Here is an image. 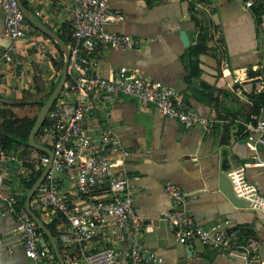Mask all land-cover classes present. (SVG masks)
<instances>
[{
  "label": "crops",
  "instance_id": "obj_1",
  "mask_svg": "<svg viewBox=\"0 0 264 264\" xmlns=\"http://www.w3.org/2000/svg\"><path fill=\"white\" fill-rule=\"evenodd\" d=\"M246 1L253 5L246 8ZM20 2L56 35L68 34L70 0ZM109 5L121 20L106 29L137 38L142 47L137 52L99 48L92 61L93 73L107 78L122 68L137 70L146 79L175 88L189 107L212 121L208 128L185 129L162 117L153 105L141 106L123 95L108 107L98 106L95 115L85 121L89 135L108 130L117 139L113 174L128 177L134 210L144 220V264H242L249 254L264 261V215L235 207L219 189L221 169L238 166L264 197V146L252 149L245 136L257 118L264 121L263 113L255 114L251 99L264 90V80L248 76L240 84L233 83L239 73L257 71L264 59V21L255 15L258 7H264V0H110ZM181 32L188 36V47L180 39ZM202 32L208 40L206 51L198 56L194 49ZM11 45L0 12V58ZM14 47L13 64L0 70V101L17 116L28 115L37 107L30 104L48 95L57 84L61 56L51 39L30 25L25 39ZM65 93L62 89L58 98ZM24 99L30 104L18 106ZM18 108L21 111L16 113ZM225 134L230 154L221 160L218 144ZM42 140L50 147L51 138L43 136ZM35 155L32 152L31 159ZM16 175L17 165L11 164L1 195L6 187L16 190ZM167 185L191 195L186 211L204 228L221 225L226 234L237 228V240L233 233L228 234L235 246L219 251L199 243H178L167 223L174 207L164 190ZM2 211L0 196V261L32 264L24 255L14 219ZM113 230L107 227L89 247L111 246L126 258L130 248L127 232ZM241 232L249 234L243 245L237 244Z\"/></svg>",
  "mask_w": 264,
  "mask_h": 264
},
{
  "label": "built area",
  "instance_id": "obj_2",
  "mask_svg": "<svg viewBox=\"0 0 264 264\" xmlns=\"http://www.w3.org/2000/svg\"><path fill=\"white\" fill-rule=\"evenodd\" d=\"M70 1L74 42L69 49L63 87L66 93L56 99L47 114L48 124L42 127L44 137L51 138L53 158L31 198L30 209L40 215L44 224L59 220L56 244L65 264H144V220L134 210V194L128 177L113 174L117 139L108 130L89 135L85 121L95 115L98 106L108 107L110 101L122 95L135 99L141 106L153 105L162 117L178 122L185 129L208 128L212 121L189 107L175 88L146 79L137 70L122 68L107 78L93 73L92 61L99 48L137 52L142 42L106 29L108 24L121 20L119 13L110 9V0ZM244 4L246 8L253 5L251 1ZM0 12L5 35L13 43L2 53L1 70L4 65L13 64L14 43L25 39L28 23L17 0H0ZM31 43L35 44V39ZM223 66L227 68L228 64ZM247 78L248 71H243L233 83L240 84ZM261 113L264 114V108ZM246 139L254 150L264 146L263 120L256 119ZM11 164L17 165L18 179L44 171L49 158L35 155L31 167H27L23 161L6 155L0 146V187L5 184ZM227 176L236 198L243 200L251 211L264 215V197L246 180L244 168L232 170ZM15 189L6 187L0 194L2 214L14 219L25 257L32 264H59L52 246L44 241L42 232L26 211L25 203L21 204L18 184ZM164 190L174 206L167 215V223L178 243H199L219 251L235 246L221 225L206 229L186 211L190 194L174 185H167ZM109 226L113 227V233L116 229L127 232L130 248L126 258H121L111 246L93 250L89 247ZM250 255L242 264H264L258 256ZM0 264L3 263L0 261Z\"/></svg>",
  "mask_w": 264,
  "mask_h": 264
},
{
  "label": "trees",
  "instance_id": "obj_3",
  "mask_svg": "<svg viewBox=\"0 0 264 264\" xmlns=\"http://www.w3.org/2000/svg\"><path fill=\"white\" fill-rule=\"evenodd\" d=\"M22 4L27 9L26 3L23 2ZM263 14H264V7L263 6L258 7V10H256L255 12V15H257L258 18H261L263 17L262 16ZM27 23L31 27H34L28 20H27ZM57 36L60 40L63 41V43L67 46L68 49L71 48L74 42L72 38L71 25H69V31L67 35L57 34ZM207 40L208 39L205 37L203 32L199 34L197 43L194 49V53L196 55L199 56L200 54L206 51ZM53 43L55 47L58 49V51L60 52V56H61V60L57 65V71L60 73L62 70L63 62H64V56L60 48L55 44V42ZM60 76H61V73H60ZM60 76H59V79H60ZM248 76L250 78L259 77L262 80H264V73H261L260 71L250 72L248 73ZM56 85L53 87L52 91L54 90ZM52 91L48 95H45L42 99L35 100L31 104L28 103V101L24 99L21 102H19V104L17 105L23 107L25 105L30 104L32 106L37 105V106L42 107L44 103L47 101ZM251 99H253L255 107H256L255 114L258 115L261 112V110L264 108V90L257 95L251 96ZM1 106H3V108ZM35 119H30L27 117H22V118L16 117V115L11 111L10 107L7 104H2L0 101V146L6 155L14 156L20 159L21 161L24 162V165L27 167H31V153L32 152H36L39 156H46L43 152L31 149L27 143L28 135L35 122ZM253 123H254L253 125L256 124L255 122ZM47 124H48V120L46 119L44 123V127ZM248 134L249 133H246L245 136H247ZM43 136H44L43 128H41V130L39 131L36 137V142L37 140L42 139ZM42 172L43 171L40 170L28 176H20L19 179L17 180V184L20 189L19 191H20L21 204L25 203L27 193L31 190L35 182L39 179ZM35 214L37 215L38 218H40V215L37 212H35ZM59 223H60L59 220H57V221H53L51 223L45 224L47 229L50 231L52 237L56 241L58 240V236L60 234L58 230ZM40 231L42 232V230ZM42 234L44 237V241L50 244L47 236L43 232ZM248 235L249 234H246V232L244 234L243 232H241V235L238 239L237 244L243 245L246 242V238L248 237Z\"/></svg>",
  "mask_w": 264,
  "mask_h": 264
},
{
  "label": "water",
  "instance_id": "obj_4",
  "mask_svg": "<svg viewBox=\"0 0 264 264\" xmlns=\"http://www.w3.org/2000/svg\"><path fill=\"white\" fill-rule=\"evenodd\" d=\"M19 3V7L23 13V15L25 16V18L35 27L37 28L39 31H41L42 33H44L49 39H51L53 42H55V44L60 48V50L63 53L64 56V62H63V66H62V70H61V76L60 79L56 85V87L54 88V90L52 91V93L50 94V96L48 97L47 101L44 103V105L40 108V111L35 119V122L29 132L28 135V139H27V143L29 145V147L31 149L43 152L48 158H49V164L47 165V167L44 169V171L42 172L41 176L39 177V179L35 182V184L32 186L31 190L27 193L26 196V200H25V208L26 211L29 213V215L31 216V218L35 221V223L37 224V226L39 227L40 230H42V232L47 236L53 251L57 257V260L59 262V264H65L64 261L62 260L58 248H57V244L55 239L52 237L50 231L47 229V227L45 226V224L40 220V218L37 217V215L30 209V201L31 198L34 196V194L36 193L37 189L39 188V186L41 185V183L43 182L46 173L48 172L50 165H51V161L53 158V154L50 148L41 145L39 143L36 142V137L39 133V131L41 130V128L44 126V123L46 121L47 118V114L50 111V109L52 108L54 102L56 101V99L58 98V96L60 95L63 86L66 82L67 79V69H68V63H69V58H70V52L69 49L67 48V46L63 43L62 40H60L58 38V36L56 35L55 32H53L52 30L48 29L46 26H44L42 23L38 22L31 14L30 12L23 6V4L20 2V0H17ZM180 39L183 43V45L185 47L189 46V39L188 36L186 34V32H181L180 33ZM258 71H260L261 73H264V59L261 62L260 67L258 68ZM11 104H14L13 102H10ZM218 147L221 149L220 151V159H224L227 158L230 154L229 151V145H228V140H227V135L225 134L221 139L220 142L218 144ZM229 158V157H228ZM238 166H235L233 168H228V169H221L220 171V176H219V189L224 193L225 197L237 208H245L246 204L243 200L236 198L233 189H232V185L231 182L228 178V173L231 172L232 170H236ZM228 234L233 233V237L235 240H237L238 237V230L237 228L233 227L231 229L227 230Z\"/></svg>",
  "mask_w": 264,
  "mask_h": 264
},
{
  "label": "rangeland",
  "instance_id": "obj_5",
  "mask_svg": "<svg viewBox=\"0 0 264 264\" xmlns=\"http://www.w3.org/2000/svg\"><path fill=\"white\" fill-rule=\"evenodd\" d=\"M40 106H37V107H35L34 109H32L31 111H29L28 112V115H25V114H21V113H19L18 114V116L16 115V117H19V118H22V117H31V118H33V119H35L36 117H37V115H38V113H39V111H40ZM16 111V113H18L19 111H21V109H16L15 110ZM37 142L39 143V144H43V145H45V146H47V143H43V140L42 139H40V140H37Z\"/></svg>",
  "mask_w": 264,
  "mask_h": 264
}]
</instances>
